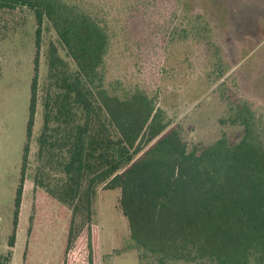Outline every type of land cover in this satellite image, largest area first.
<instances>
[{
  "label": "trees",
  "instance_id": "16d2710c",
  "mask_svg": "<svg viewBox=\"0 0 264 264\" xmlns=\"http://www.w3.org/2000/svg\"><path fill=\"white\" fill-rule=\"evenodd\" d=\"M166 1L0 0V8L31 9L36 20L26 138L9 246L16 242L42 104L35 186L68 214L57 264H102L94 222L101 185L119 190V208L129 227L116 254L134 252L139 264H264V120L256 105L262 94L254 97L257 101L249 100L224 85L228 115L221 121L241 127V138L231 143L224 133L211 143L190 142L183 126L160 105L161 90L108 80L107 59L114 45L133 48L139 40L134 39V25L151 23ZM176 1L203 12L168 34L188 44L204 43L206 54L219 61L214 80L227 84L231 49L212 27L220 14L195 0ZM223 1H230L239 13L248 8L257 19L247 35L254 43L233 65L239 68L264 42V0ZM45 22L55 30L74 66L51 42L42 80ZM218 36L221 42L213 41ZM11 262V251L0 253V264Z\"/></svg>",
  "mask_w": 264,
  "mask_h": 264
},
{
  "label": "rangeland",
  "instance_id": "374dc122",
  "mask_svg": "<svg viewBox=\"0 0 264 264\" xmlns=\"http://www.w3.org/2000/svg\"><path fill=\"white\" fill-rule=\"evenodd\" d=\"M166 2L168 4L162 10L155 12L151 23L134 25V39L138 36L141 44L135 42L137 45L133 43V48L114 45L107 59L108 80L134 81L144 84L149 90H161L160 105L175 123L183 126L185 137L190 142L211 143L225 133L230 142L235 143L242 136L241 127L221 121L228 115V106L222 97L224 85H227L225 88L230 87L233 94L244 95L249 100L257 101L254 97L262 94V101L259 99L261 103L256 105L260 107L264 120V42L244 62L241 61V67L233 66L255 41L252 37L247 39V35L252 25L257 24L256 16H251L248 8L237 12L230 1L226 4L223 0H195L199 5L206 4V7L220 14L212 27L218 28L232 56L226 66L225 81L228 83L224 84L223 79L214 80V69L219 61L206 54L208 50L204 43L191 41L188 44L168 34L176 26H185L188 17L198 15L203 9L191 8L176 0ZM224 12L228 14L221 16ZM262 19L264 21V17ZM35 30L36 20L31 9L25 6L0 8V253L11 251V264H57L68 220L67 210L43 188L35 186L34 176L39 162L36 139L43 124L40 104L16 242L14 246L8 244L26 138L36 50ZM218 39L219 36L213 41ZM51 42L74 66L55 30L45 22L42 80L47 74L46 51ZM252 88L257 93H253ZM119 195L118 189H105L103 185L97 190L94 222L98 230L100 258L102 264H139L134 252H114L122 247L129 236L127 220L119 208Z\"/></svg>",
  "mask_w": 264,
  "mask_h": 264
}]
</instances>
